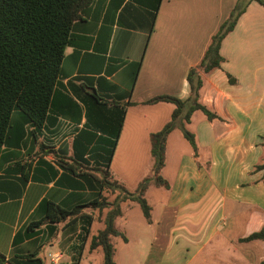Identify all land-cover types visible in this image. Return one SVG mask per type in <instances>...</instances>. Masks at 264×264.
Segmentation results:
<instances>
[{
    "label": "crops",
    "instance_id": "0c3cea01",
    "mask_svg": "<svg viewBox=\"0 0 264 264\" xmlns=\"http://www.w3.org/2000/svg\"><path fill=\"white\" fill-rule=\"evenodd\" d=\"M236 2L94 0L89 5L71 30L44 121L35 124L15 109L0 145L3 264L29 254L53 264L56 251L64 264L103 262L102 248L92 249L90 242L110 208L88 206L54 225L34 223L44 217L47 201L66 209L100 193L113 201L120 191L102 187L104 169L111 180L135 187L129 191L153 174L150 136L171 119L175 104L146 101L190 96L189 70L200 63ZM220 51L222 66L201 72L200 102L222 119L193 112L187 128L196 135L197 156L177 138L170 146L171 138L183 136L179 128L169 133L160 174L170 187L152 182L147 188L151 222L138 203L120 202L115 226L127 240L112 237L116 264L264 260L263 240H242L264 227V170L253 171L264 156V5L249 3ZM153 186L166 189L162 201H149L146 193Z\"/></svg>",
    "mask_w": 264,
    "mask_h": 264
},
{
    "label": "trees",
    "instance_id": "16d2710c",
    "mask_svg": "<svg viewBox=\"0 0 264 264\" xmlns=\"http://www.w3.org/2000/svg\"><path fill=\"white\" fill-rule=\"evenodd\" d=\"M93 1L0 0V145L5 141L15 109H21L35 124L44 121L60 74L65 48L71 42L73 25ZM251 1L253 0H237L228 17L212 35L200 63L189 70L191 93L187 99L159 95L146 101L147 103L167 101L175 104L171 119L162 129L151 133L150 136L154 157L153 174L143 178L135 191H129L119 182L111 180L109 170L104 169L102 187L120 191L113 201H109L102 193L94 201L76 205L71 209L47 201L44 217L35 222L33 227L44 223L54 225L73 218L83 207L99 208L101 212L105 208H110L103 221L104 227L93 235L90 247L102 248V264H116L112 237L120 235L124 241L127 240L126 235L115 226V220L121 214L120 202L130 199L138 203L146 220L151 222L152 206L145 197L147 188L152 182L157 186L170 187L168 180L160 174L165 165L169 133L179 128L197 156L199 146L196 135L187 128L193 112L201 110L210 121L222 119L215 111L200 102V90L203 86L201 72L207 73L222 66L225 61L220 51L222 41L235 28ZM256 1L264 5V0ZM228 76L231 83L236 82L234 76L231 74ZM260 144L264 147V136ZM262 169L264 170V156L254 165L253 171ZM257 239L264 241V227L242 240ZM36 255L29 254L26 259L13 260L12 264H43L42 259ZM4 260L5 257H0V264H3ZM260 264H264V260Z\"/></svg>",
    "mask_w": 264,
    "mask_h": 264
},
{
    "label": "rangeland",
    "instance_id": "374dc122",
    "mask_svg": "<svg viewBox=\"0 0 264 264\" xmlns=\"http://www.w3.org/2000/svg\"><path fill=\"white\" fill-rule=\"evenodd\" d=\"M203 114L202 111H198V115H201ZM188 129H189V126H188ZM190 130V129H189ZM192 131V130H190ZM193 132V131H192ZM179 139L180 141L178 142L180 144V146H182L183 148H188L192 145H190V143L188 142V140H186L183 136H179V138L177 136L171 138V142H170V146L173 147L175 146L174 144L177 143V139ZM168 171L169 172H172V166L171 164L169 165V168H168ZM135 187H131V188H128L129 190H134ZM166 189L165 188H157V187H150L147 191V197L149 199V201L151 203H155V202H158V201H162L164 199V197L166 196ZM138 211L140 212V208L139 206L136 204V212L138 213ZM102 262V259H100L99 262L96 261V264H101Z\"/></svg>",
    "mask_w": 264,
    "mask_h": 264
},
{
    "label": "built area",
    "instance_id": "2783aa9c",
    "mask_svg": "<svg viewBox=\"0 0 264 264\" xmlns=\"http://www.w3.org/2000/svg\"><path fill=\"white\" fill-rule=\"evenodd\" d=\"M50 259H51V262H52L53 264H64V263H62V261H61V252H60V251H56V252H54V253L51 255Z\"/></svg>",
    "mask_w": 264,
    "mask_h": 264
}]
</instances>
